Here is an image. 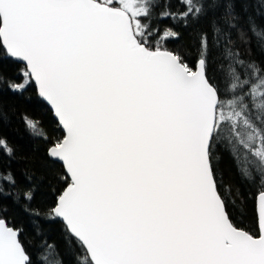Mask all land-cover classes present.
<instances>
[{
  "label": "snow or ice",
  "instance_id": "obj_1",
  "mask_svg": "<svg viewBox=\"0 0 264 264\" xmlns=\"http://www.w3.org/2000/svg\"><path fill=\"white\" fill-rule=\"evenodd\" d=\"M251 2L0 0V64L21 75L0 81L21 94L34 82L62 132L21 117L62 167L46 210L33 176L0 168V264H33L10 206L63 222L78 264H264V27L247 17L260 55L241 52L235 9ZM161 21L173 25L163 35ZM177 26L196 33L194 60L154 46ZM0 154H16L4 136ZM225 156L252 194L248 227L231 211ZM45 244L49 264L59 254Z\"/></svg>",
  "mask_w": 264,
  "mask_h": 264
},
{
  "label": "trees",
  "instance_id": "obj_2",
  "mask_svg": "<svg viewBox=\"0 0 264 264\" xmlns=\"http://www.w3.org/2000/svg\"><path fill=\"white\" fill-rule=\"evenodd\" d=\"M245 8H247V12L244 11ZM235 9L241 17L238 23L242 30L246 32L249 40L246 45H241V52L259 57V41L250 31H247V17L249 15L254 16L256 23L264 27V6L253 0V2L247 4L237 3ZM158 26L161 29L160 35L164 34L166 26L173 27L171 21H161ZM174 30L180 33L178 38L161 40L160 36H158L157 41H153L154 46H163L169 50L188 52L190 59L194 60L197 47L196 33L178 26L174 27ZM233 35L235 38L236 33L234 32ZM0 72L4 76L14 79L17 83L21 81L19 70L13 63L0 64ZM0 106L7 112V118L0 123V136L8 139L9 143L14 146L16 153L11 159L0 154V168L13 171L20 182L25 181L27 176H33L35 184L44 193V195L34 201L33 207L46 210L51 200L50 193L56 188L50 177L54 171L59 172L62 166L58 163H53L46 157V141L31 135L21 117L27 116L38 122V127L49 135L53 134V130H55V135H61L62 132L54 119L53 113L39 98L33 83L29 84L27 89L21 94L10 91L4 82L0 81ZM219 167L223 173L225 190L231 189L233 199L236 202L231 209L233 215L236 220L242 221L245 227L250 226L251 192L242 183L232 160L228 156L224 157ZM246 197L247 199H245ZM8 203L9 205L11 204V202ZM245 204H247V211H244ZM242 212L243 214H241ZM7 215L12 222L10 226L23 229L20 238L33 264H43L39 257L46 250L45 241L47 244L54 245L55 252L59 254L58 256L51 255L49 264H56L57 260H62L63 264H78L77 257L81 256L82 252L77 251V245L72 243L64 225L59 220L39 219L34 223L33 217H30L20 207L16 206H10ZM37 228L40 230L39 235H37Z\"/></svg>",
  "mask_w": 264,
  "mask_h": 264
},
{
  "label": "water",
  "instance_id": "obj_3",
  "mask_svg": "<svg viewBox=\"0 0 264 264\" xmlns=\"http://www.w3.org/2000/svg\"><path fill=\"white\" fill-rule=\"evenodd\" d=\"M33 84L35 85V83L33 82ZM35 87H36V89H37V86L35 85ZM37 92H38V89H37ZM40 98V97H39ZM41 99V98H40ZM42 100V99H41ZM43 101V100H42ZM47 106H48V108L50 109V111L53 113V111L51 110V108H50V106L45 102V101H43ZM53 116H54V114H53ZM54 119L56 120V118H55V116H54ZM56 122H57V120H56ZM58 123V122H57ZM56 163H58V164H60L61 165V163L60 162H56ZM62 166V165H61ZM61 222V221H60ZM62 224H63V222H61ZM64 225V224H63Z\"/></svg>",
  "mask_w": 264,
  "mask_h": 264
}]
</instances>
